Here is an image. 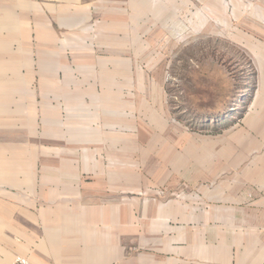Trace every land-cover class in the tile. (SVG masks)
<instances>
[{
	"label": "crops",
	"instance_id": "obj_1",
	"mask_svg": "<svg viewBox=\"0 0 264 264\" xmlns=\"http://www.w3.org/2000/svg\"><path fill=\"white\" fill-rule=\"evenodd\" d=\"M149 15L0 0V264H264V100L193 174L154 165L135 131L153 96L122 87L131 54L154 52L129 30Z\"/></svg>",
	"mask_w": 264,
	"mask_h": 264
},
{
	"label": "rangeland",
	"instance_id": "obj_2",
	"mask_svg": "<svg viewBox=\"0 0 264 264\" xmlns=\"http://www.w3.org/2000/svg\"><path fill=\"white\" fill-rule=\"evenodd\" d=\"M122 3L150 11L144 26L139 22L129 30L146 31L143 37L153 40L154 52L132 53L133 74L122 76L123 96L133 97L135 91L127 90L137 86L138 102L149 95L155 104L152 124L145 123L144 108L143 115L138 113V145L153 148L154 165L168 167L171 174L179 166L193 174L210 163L213 149L223 147L226 134L238 131L264 100V20H259L264 2L252 0L250 7L245 0ZM98 15L91 9L94 22ZM147 136L153 137L150 147ZM140 158L143 171L146 163Z\"/></svg>",
	"mask_w": 264,
	"mask_h": 264
},
{
	"label": "built area",
	"instance_id": "obj_3",
	"mask_svg": "<svg viewBox=\"0 0 264 264\" xmlns=\"http://www.w3.org/2000/svg\"><path fill=\"white\" fill-rule=\"evenodd\" d=\"M9 264H33L30 260H28L24 256H15L13 260Z\"/></svg>",
	"mask_w": 264,
	"mask_h": 264
}]
</instances>
